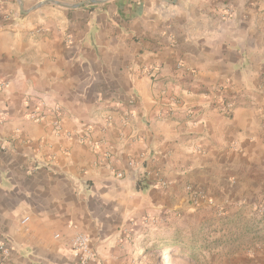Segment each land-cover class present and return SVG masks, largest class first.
Here are the masks:
<instances>
[{"label":"crops","instance_id":"crops-1","mask_svg":"<svg viewBox=\"0 0 264 264\" xmlns=\"http://www.w3.org/2000/svg\"><path fill=\"white\" fill-rule=\"evenodd\" d=\"M261 204L264 0H0V264H160L218 209L259 223L198 260L264 264Z\"/></svg>","mask_w":264,"mask_h":264},{"label":"trees","instance_id":"trees-1","mask_svg":"<svg viewBox=\"0 0 264 264\" xmlns=\"http://www.w3.org/2000/svg\"><path fill=\"white\" fill-rule=\"evenodd\" d=\"M264 215L260 217L262 221ZM258 224L255 221H244L241 217L229 219L225 214L216 216L198 228L190 232H176L166 242L154 246L152 251L160 256L165 253L168 257L198 258L206 254H212L220 247H224L226 234L224 230L228 226L232 229L247 231L252 225ZM256 232V230H253Z\"/></svg>","mask_w":264,"mask_h":264},{"label":"built area","instance_id":"built-area-1","mask_svg":"<svg viewBox=\"0 0 264 264\" xmlns=\"http://www.w3.org/2000/svg\"><path fill=\"white\" fill-rule=\"evenodd\" d=\"M154 72V69L151 70L150 74L152 75ZM150 75V76H151ZM222 111L226 114L231 113V111L233 110V103L229 102V101H223V105H222ZM51 116H52V122H51V127L53 129V131L56 134H60L62 133V111L58 108V107H54L51 109ZM41 117H43L40 113H38V111H32L30 112L28 118L30 121L33 122H38ZM111 120V118H107V121L109 122ZM65 135L67 137L70 136L69 133H65ZM85 138V135L83 137L80 138V141L82 142ZM99 145V143H98ZM105 156H109V153L106 152ZM117 177H122V174H117ZM186 191L187 193H189L192 197V199H194L195 201L198 200L200 198V194L198 192H195L194 189H192L190 186L186 187ZM212 205V203H211ZM253 210L254 212L258 215V216H263L264 215V205H254L253 206ZM221 213L217 211V216H220ZM26 221V220H24ZM55 237H58L57 235ZM71 252L73 257L78 261L79 264H88L90 257H91V248H90V241H89V237L83 233H78L76 235H74V237L71 240ZM9 255V250L8 248L4 245L0 243V257L1 258H5Z\"/></svg>","mask_w":264,"mask_h":264},{"label":"water","instance_id":"water-1","mask_svg":"<svg viewBox=\"0 0 264 264\" xmlns=\"http://www.w3.org/2000/svg\"><path fill=\"white\" fill-rule=\"evenodd\" d=\"M18 2L20 11L22 13H29L32 12L34 10H37L43 6H54L57 8H64V9H77V8H81V7H95V6H99L101 4H104L110 0H85L79 3H75V4H68V3H64V2H60L58 0H43L40 1L38 3H36L35 5H33L31 8L24 10L23 8V4L21 3L20 0H16ZM168 3H174L175 0H162Z\"/></svg>","mask_w":264,"mask_h":264},{"label":"rangeland","instance_id":"rangeland-1","mask_svg":"<svg viewBox=\"0 0 264 264\" xmlns=\"http://www.w3.org/2000/svg\"><path fill=\"white\" fill-rule=\"evenodd\" d=\"M61 2V1H60ZM220 210V213H222L221 209H218ZM214 212V216H217V211ZM179 258H182V257H177L176 255L173 257V258H169V257H164V258H161V260L159 261L160 264H194L192 263L191 261L189 260H185V261H180ZM208 261L204 260V259H200L196 262V264H207ZM217 264H221V262H217Z\"/></svg>","mask_w":264,"mask_h":264}]
</instances>
